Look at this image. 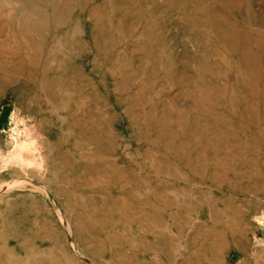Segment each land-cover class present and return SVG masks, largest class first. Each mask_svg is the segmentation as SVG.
<instances>
[{
	"label": "rangeland",
	"instance_id": "rangeland-1",
	"mask_svg": "<svg viewBox=\"0 0 264 264\" xmlns=\"http://www.w3.org/2000/svg\"><path fill=\"white\" fill-rule=\"evenodd\" d=\"M0 264H264V0H0Z\"/></svg>",
	"mask_w": 264,
	"mask_h": 264
}]
</instances>
